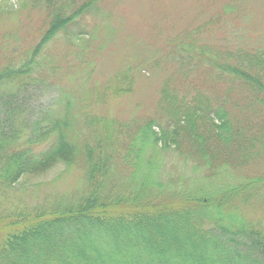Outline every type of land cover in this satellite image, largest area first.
<instances>
[{
  "label": "trees",
  "instance_id": "obj_1",
  "mask_svg": "<svg viewBox=\"0 0 264 264\" xmlns=\"http://www.w3.org/2000/svg\"><path fill=\"white\" fill-rule=\"evenodd\" d=\"M78 3L43 0L49 22L37 42L0 45V264H264V170L250 171L264 156L261 52L179 43L188 65L177 60L178 77L164 80L150 116L120 122L91 106L130 91L131 64L93 90L81 86L80 97L44 56L52 36L70 35ZM198 67L214 76L191 73ZM214 82L223 87L207 90ZM42 85L59 94L34 109L30 93ZM54 160L81 185L36 203L37 190L26 200L14 193L21 175ZM178 221L196 238L179 235ZM147 224L177 244L174 262Z\"/></svg>",
  "mask_w": 264,
  "mask_h": 264
},
{
  "label": "rangeland",
  "instance_id": "obj_2",
  "mask_svg": "<svg viewBox=\"0 0 264 264\" xmlns=\"http://www.w3.org/2000/svg\"><path fill=\"white\" fill-rule=\"evenodd\" d=\"M78 4L80 11L72 14V22L68 25L70 35L61 31L52 36L44 43V56L60 67L61 83L73 87L75 95L80 97L83 93L81 86L93 90L92 85L96 81L119 75L127 63L131 64L129 73H133V79L130 91L120 98L109 100L105 106H91L99 109L96 112L117 117L120 122H129L136 116H150L164 80L178 77L176 63L181 59L177 55L179 43L196 46L201 42L210 43L211 48L224 47V44L233 48L236 45L234 48H244L251 53L257 49L261 52L257 56L264 57V0H79ZM43 6V0H0V45L3 48L17 46L24 51L28 48L26 46L37 42L49 22ZM246 60L249 61L250 57ZM181 61L188 65V59ZM192 72L198 73L200 78L214 76L213 72L199 70V67ZM206 87L212 91L223 86L214 82ZM58 94V90L51 85L34 89L30 93L32 108L52 102ZM253 119L255 123L258 121V118ZM234 155L233 160L239 158L238 153L234 152ZM261 163L260 167L252 166L250 171L264 170V156L260 159ZM66 167L64 161L54 160L37 171L26 172L15 182L14 193L23 195L26 200L27 195L37 190V194L32 195L36 203L53 189L67 190L74 184L81 185L80 181L77 182L80 179L78 172L66 171ZM94 225L92 230L102 231L97 224ZM178 225L179 235L196 238L187 224L178 221ZM146 228L155 240L165 243L170 257L167 261L174 262L171 251L177 244L162 237L155 238L159 234L153 233L151 224H147ZM97 240L101 243L103 237L98 236ZM120 245L135 248L139 242L120 241ZM180 245L189 247L186 240ZM35 246L39 245L33 241L28 244L31 252H34ZM213 247L210 243L204 248L208 257ZM138 259L147 260L143 257ZM193 264L200 263L194 261Z\"/></svg>",
  "mask_w": 264,
  "mask_h": 264
}]
</instances>
